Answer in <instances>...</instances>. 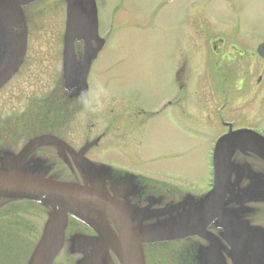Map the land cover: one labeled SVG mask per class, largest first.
<instances>
[{
    "label": "rangeland",
    "instance_id": "1",
    "mask_svg": "<svg viewBox=\"0 0 264 264\" xmlns=\"http://www.w3.org/2000/svg\"><path fill=\"white\" fill-rule=\"evenodd\" d=\"M95 2L97 31L105 46L92 65L88 96L67 110L58 93L66 1L37 0L23 8L27 50L19 76L0 91V123L10 119L24 129L9 143L5 141L2 150H17L36 134L35 118L53 120L51 130L74 148L87 136L104 132L90 157L118 169L168 179L194 195L208 191L211 150L225 130L223 123L264 130V59L256 53L264 40V0ZM179 67L181 73L175 79ZM179 89L181 104L150 114L153 108H161L163 97L177 100ZM55 95L58 109L49 108L56 102L50 100ZM135 106L148 116L137 118ZM52 155L51 162L57 158ZM256 158L233 155L236 164L248 163L251 172L259 167ZM58 168L57 176L71 177ZM10 208L13 212L0 218V239L11 242L16 250H10L9 261V247H5L2 264H25L49 209L26 199H16ZM260 224L264 226V221ZM215 228L211 224L207 231L216 233ZM86 232L84 224L70 218L68 239L54 264H74L78 256L70 253L69 240ZM190 238L206 242L198 236ZM176 242L144 244L148 264H173L165 258L167 254L181 247L189 251L188 245ZM188 259H182L183 263L190 264ZM176 260L174 264H180Z\"/></svg>",
    "mask_w": 264,
    "mask_h": 264
},
{
    "label": "water",
    "instance_id": "2",
    "mask_svg": "<svg viewBox=\"0 0 264 264\" xmlns=\"http://www.w3.org/2000/svg\"><path fill=\"white\" fill-rule=\"evenodd\" d=\"M36 1L0 0V88L23 61L27 47L23 8ZM77 42L83 44L80 56L75 50ZM102 45L97 33L95 1L66 0L62 80L65 89L73 91L75 97L86 92L91 61ZM257 51L264 57V43ZM93 143L86 144L78 154L81 183L47 176L39 159L35 166H30L29 157L44 146L56 147L63 158L67 144L49 134L30 139L18 153L8 152L0 159V199L36 201L49 209L41 236L26 264L54 263L64 245L68 216L97 233L91 237L82 234L71 237L70 253L81 255L75 264H106L109 251L120 264H144L142 245L167 243L189 235H198L208 242L195 254L199 264H226L220 238L228 247L226 255L231 264H264V230L244 219L245 204L262 201L259 195L264 193V182L259 179V173L250 171L248 163L240 165L233 161L234 154L264 161V139L259 135L247 129L230 130L223 135L214 149L211 191L203 197L186 195L182 201L168 203L158 210L130 208L119 200L125 195L108 194L107 185L116 192L122 185L133 187L135 178L119 177L83 159ZM245 178L251 183L240 187ZM107 217L114 222L118 235L108 226ZM144 219L150 223L143 224ZM211 224L220 229V238L207 231Z\"/></svg>",
    "mask_w": 264,
    "mask_h": 264
},
{
    "label": "flooded vegetation",
    "instance_id": "3",
    "mask_svg": "<svg viewBox=\"0 0 264 264\" xmlns=\"http://www.w3.org/2000/svg\"><path fill=\"white\" fill-rule=\"evenodd\" d=\"M82 49H83L82 48V44L77 43L76 44V51H77V55L78 56H80L82 54ZM100 52L97 55V59L99 57ZM96 60L94 62H96ZM21 67H22V65L20 66V68L17 71V73L13 76V78L2 89H0V91L3 90L5 87L9 86L12 82H15V80L17 79V76H19L18 74L20 73ZM180 73H181V67H179L175 71V76H174L175 79H176V76L180 75ZM88 84H89V82H88ZM89 89H90V85H89ZM89 89H88V92H87V96H88V93H89ZM58 93H60L61 96H62V101H60V102H61L62 108H64L65 110L73 109L75 104L79 103L80 98H82V97H80L78 99L75 98V96L73 94V91L68 92V91H65L63 88L58 90ZM168 97L169 96H165V97H163L161 99L163 101L166 100V102L162 105L161 111L163 109H165V108H168L171 105L181 104L182 103L183 92L180 89L178 90V98H177V100H173L172 98L168 99ZM53 99L56 102H55V104H53L49 108L55 107V108L58 109V107H57L58 104H56L57 103V95H55L54 98H52L50 100H53ZM39 103L40 102H38L37 106L39 105ZM135 107H136V109L134 111L136 113V117L137 118L140 115L148 116V113L142 107H140V106H135ZM37 109H40V106H38ZM37 114H39V113L37 112ZM150 114L153 115L154 112H151ZM10 121L11 120L8 119L7 122L0 123V144L1 143L3 144L5 141H8V143H9V139L12 138L13 135H14L13 137H16L17 133H19L22 129H24V127H23L24 125L22 123H20V122L12 123ZM51 121L54 122L53 120H50V121L45 122V124H47V125L50 124V126H51ZM89 125H90V127L94 126V124H89ZM33 126H34V128H38L39 129V132H37V133H41V131H42L41 130L42 129V121L38 120V118H35V122H34ZM43 131L50 132V133H53L55 135H58V133L53 132L52 130H49L47 128H45ZM89 132L91 133L90 130H88V134H89ZM34 135L35 134H33L32 136H34ZM32 136H30V137H32ZM30 137H28L25 141H27ZM60 137H62V136H60ZM103 137H104L103 133L97 134L91 139H88L89 137H87L86 141L93 140V139H96V138H98V140H99L96 145H94L93 147H91L87 151V153L85 155L87 158H89L91 160H94V161L97 160V159H95L93 157H90L89 154H90L91 150L94 147H97L99 145V143L101 142ZM25 141H24V143H25ZM67 142L69 144H71L69 141H67ZM8 149H11V148H8ZM66 151H67V152H65L66 155H67L66 160L69 163L71 168H69V166H67L64 163H60L59 164V161H61V159L58 158V157L55 160H53V162L50 161V159H51L50 155L51 154H53L54 156L57 155L56 150L51 148V147H45V148L39 149L36 153H34L32 155V158H37V157L44 158L46 160V162H47L46 165L51 170L50 173H54V174L58 175V173H56V172H57V169H59L58 167L60 166V168L62 167L63 171L65 170V171L69 172V174L71 175L72 179L73 178L74 179H78L77 178V176H78L77 175V172H78L77 168L81 166V162H77V160H78L77 159V155L74 152H72V151L69 152L68 150H66ZM258 161L259 160H257V162ZM258 166L259 167L257 168L256 171L261 174V175H259V179L263 180V182H264V162L259 161L258 162ZM253 169H254V167H253ZM120 175L122 176L123 174H120ZM121 176H119V177H121ZM121 181H122V178H121ZM248 183H249V179H245L242 182V185L244 186V185H247ZM108 186L109 185H107V187ZM133 187H135V188H133ZM133 187L131 185H122V186L119 187V189L116 190V193L118 195H125V198L122 200V202L124 204H128L130 207H135L136 209H144L146 207H149V209L165 207L168 204V202H177L179 200L184 199V197H185L184 194L182 193V191L177 189V188L170 189L165 184L155 185L154 183H151V182L150 183H147V182L145 183V182L137 179V177L135 178V182L133 183ZM108 192H109V194L111 196L114 195V192L112 190H109ZM259 197H261L260 200H262V201H255L253 203H248L249 206L245 205L247 210L244 212V215H245L244 217L251 224L260 223V221H264V193H261L259 195ZM147 221H149V220L148 219H144L143 220V222H147ZM215 229H216V233H214V234L219 235V230H217L218 228H215ZM86 230H87L86 233L88 235H93L94 234L90 229L86 228ZM194 240H197V239H194ZM220 241H221V243L223 244V247H224V249L221 252L222 255H223L222 258H223L224 262H226V264H231L230 261H229V258L226 255L228 247H227V245L225 244V242L221 238H220ZM180 242L183 243L182 244L183 246L184 245L185 246L186 245L190 246V249H191L192 253H190V252L188 253V251L182 250L183 247H181L180 249H178V251H180V254L177 255V258L174 255H172V254H167V256L165 258L171 259V262L174 264L175 260L178 259V258L180 259L181 262H183L182 259L188 261L189 260L188 258L190 257V262H191L190 264H196L195 262L197 260L195 259V254L194 253L197 252L198 248L202 244L206 245V242H203L201 240L200 241H193L192 238H187V239L182 240ZM143 250H144L143 251V255H144V259H145V264H148L149 257L147 255L146 249L144 247H143ZM197 263H198V261H197ZM107 264H118V262H117V260L115 259L114 256L108 255Z\"/></svg>",
    "mask_w": 264,
    "mask_h": 264
},
{
    "label": "trees",
    "instance_id": "4",
    "mask_svg": "<svg viewBox=\"0 0 264 264\" xmlns=\"http://www.w3.org/2000/svg\"><path fill=\"white\" fill-rule=\"evenodd\" d=\"M10 207H8L7 209H5L4 211H6V212H4V213H2V214H0V216L1 217H4V216H7V215H10L13 211H11L10 209H9ZM16 209H18V208H16ZM7 242V243H6ZM32 242V241H31ZM5 245H7V246H5ZM5 247H9V248H7V254H6V256L8 255V257H9V261H11V257L13 256L12 254H11V252H10V250L12 249L13 251H14V249L16 250V248H13V244L11 243V242H9V241H7V240H3V239H0V264H2V250L5 248ZM28 250V249H27Z\"/></svg>",
    "mask_w": 264,
    "mask_h": 264
}]
</instances>
